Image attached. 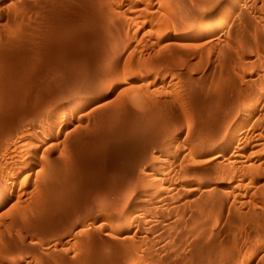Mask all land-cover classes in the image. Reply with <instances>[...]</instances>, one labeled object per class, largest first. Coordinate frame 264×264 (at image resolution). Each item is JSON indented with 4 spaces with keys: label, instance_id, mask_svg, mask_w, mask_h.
<instances>
[{
    "label": "rangeland",
    "instance_id": "obj_1",
    "mask_svg": "<svg viewBox=\"0 0 264 264\" xmlns=\"http://www.w3.org/2000/svg\"><path fill=\"white\" fill-rule=\"evenodd\" d=\"M162 1L0 0V264H264V0Z\"/></svg>",
    "mask_w": 264,
    "mask_h": 264
},
{
    "label": "bare ground",
    "instance_id": "obj_2",
    "mask_svg": "<svg viewBox=\"0 0 264 264\" xmlns=\"http://www.w3.org/2000/svg\"><path fill=\"white\" fill-rule=\"evenodd\" d=\"M165 1H167V0H165ZM168 1H171V0H168ZM179 1L175 2V4H177V7L179 9H181L182 12H185V14H187L189 16V21H190L189 24H191V29L187 33L182 31L183 33L189 35V37L192 36V37L198 38V37H201L203 35H206L207 33L209 34V32L211 35V33H212L211 31H213V30L216 31L217 29L222 30L223 33L226 32L227 19L231 15V13L228 11V6H227V4L229 3L228 0H222V1H220V3L217 2L218 3L217 8H222V9H220V11H218V14L216 16L214 15L215 11L212 9L211 10L209 9L206 12H199V11L195 10L193 8V6L189 5L187 2L181 3ZM198 1H202V2L206 1V3H207L208 1H211V0H195V2H198ZM171 2L173 3L174 1L172 0ZM172 3L167 2V4L165 3L164 6H162V4H163L162 3L161 4L162 8L159 9V11L162 9L161 10L162 13L160 14L162 16V18L160 17L159 19L158 18L152 19V23H154V25L158 28V30H163L164 28H166L169 25H174V26L176 25L177 27L179 26L180 28H184L188 25V20L186 22V21H184V19L183 20L180 19V16H178L179 17L178 19L174 17L175 12L178 8L175 10V4L171 5ZM214 3H216V2H214ZM200 4H201V2H200ZM234 4H235L234 2H230V4H229V5H231L232 12L236 8V7H234ZM212 8H214V6H212ZM208 16H211V17L214 16L213 20L207 21V22L203 21L204 23H200V21L197 22L198 20H203L205 18H208ZM118 23H120V22H118ZM192 37H191V39H192ZM206 37H207V35H206ZM242 122H244V118L240 117V119H238L235 123H233L232 127L233 128L237 127ZM229 129H230V127L228 128L227 133L225 135V138L223 139V143L220 142L218 144V151H220V153H222V154L230 152L231 147L235 144L236 139H237L236 133L234 131L229 132ZM1 183H2V180L0 182V205L5 203L9 197V196H7V194H5L4 186ZM132 261L134 262V259Z\"/></svg>",
    "mask_w": 264,
    "mask_h": 264
}]
</instances>
